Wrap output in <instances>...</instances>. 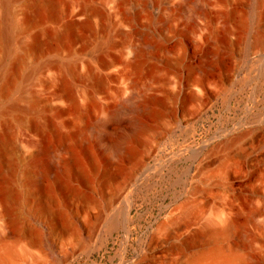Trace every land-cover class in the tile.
<instances>
[{"label":"rangeland","instance_id":"rangeland-1","mask_svg":"<svg viewBox=\"0 0 264 264\" xmlns=\"http://www.w3.org/2000/svg\"><path fill=\"white\" fill-rule=\"evenodd\" d=\"M38 1L8 13L0 0V64L6 16L25 24L0 80V191L27 194L12 207L48 246L42 264H186L198 246L170 245L195 234L209 247L223 210L232 244L264 264V167L236 165L264 125V0Z\"/></svg>","mask_w":264,"mask_h":264},{"label":"bare ground","instance_id":"bare-ground-1","mask_svg":"<svg viewBox=\"0 0 264 264\" xmlns=\"http://www.w3.org/2000/svg\"><path fill=\"white\" fill-rule=\"evenodd\" d=\"M16 1H20V0H3V4L7 8V11L11 6L12 2L14 3ZM35 3H39V1L35 0ZM91 10L94 11V9ZM82 11L76 12L75 17H79L82 14ZM9 15L6 16V22L4 24L5 27L3 29L5 39L9 46L7 48V51L5 52V58L0 64V80H3L4 82L8 80L6 63L11 58L12 53L15 51L13 50V48H11V42L13 41L16 31L18 30L21 31L25 29V24H22L20 27L15 28L13 24L14 22L12 23L10 18L8 17ZM71 24H76V23H71ZM35 48L36 47L33 44L28 45L24 51ZM67 68H71V65L67 64ZM108 69H109L108 66L105 65V70L107 71ZM99 83L102 84L101 81H99ZM137 106L141 107L140 105ZM14 108H15V104H13L9 110L11 111ZM135 108H138L136 107V104H135ZM3 114L4 111L1 110L0 116H2ZM249 135L252 137L251 139L252 145L256 137H261V139L259 140V143H257L256 148L254 147L255 148L254 150L252 148L253 146L251 145L252 149L250 153L245 152L244 154H242L240 151L239 152L236 151L237 152L236 155L238 156L237 161H240L239 163L236 162V165L243 168L245 170V173L248 174V176L249 175L253 176V172L256 166L264 167V125L260 128H257L256 130H253L252 132H249L247 136ZM244 141L245 140L243 138L238 139V142L240 144V150L242 152H243ZM227 146L228 144L224 146L223 150L227 151L228 150ZM221 148H223V146ZM117 150L119 151L120 149L117 148ZM227 166H228V159L224 158L220 166V172L222 178L224 179H225V169L227 168ZM36 182L37 180H35L34 177L33 178L27 177L24 181H22L23 183L22 185L28 186L31 184H36ZM257 199L259 201H262L264 204V193L259 195ZM48 200L50 201L48 203L49 205L48 204L43 205L40 211L48 213L51 219H55L57 218L56 214H58V212L55 211V209L51 208L52 207L51 204L54 202L53 201L54 199L49 198ZM16 201H20L24 204L28 203L27 194L25 195L22 194L21 196H17L12 190L0 191V264H42L45 251L42 248H39V246L43 245L46 246L47 248L48 246L46 245L45 242H42V240L40 239L36 231L31 227V225H29L26 222H22V219H24L23 215L15 211L12 207V204ZM259 204L261 205V203ZM192 205H193L192 201L188 200L187 202H185L180 208V214L188 213ZM131 206L132 205L128 203L127 209L122 211L120 213L121 215L119 214L122 218L125 219L127 224H132L133 222V220L130 217ZM85 210L88 211V206L86 205H85ZM262 212L264 213V205L262 207ZM262 212H260L261 216H263ZM234 213H235L234 211L223 210L221 213L216 215L214 219L210 220L209 224L205 226L203 225L204 226L203 232L209 236L212 242V244L209 247L199 248V244L197 242L199 238L195 234L190 236L189 238H182L180 240H177L176 242H173L170 245V247L176 250H180L181 252L186 254L189 251V246L191 243L198 246L196 252L193 253L190 261H188L186 264H257L256 260L254 261L253 258L247 255V253L242 252L241 247L239 248L238 246L232 244V239L235 237L236 233L238 232ZM34 214L35 212L33 210L27 211L26 213L27 217L30 218H33L35 216ZM174 220L175 219L171 217V219L167 223L162 225L163 227L161 229L171 234L172 233L171 226L176 222V220L175 221ZM117 223H119V220L113 217V219L110 221V227L114 228L117 225ZM113 230L111 231L109 230V231L112 232ZM58 238H59L58 242L61 243V240L63 238L61 236H59ZM58 242H55L54 247H57V244H59ZM52 246L53 245H51L50 247ZM100 248L101 247L98 246L89 252L91 254L92 252L97 251ZM263 251H264V246H262V252ZM260 257L264 259V254L263 255L260 254Z\"/></svg>","mask_w":264,"mask_h":264}]
</instances>
